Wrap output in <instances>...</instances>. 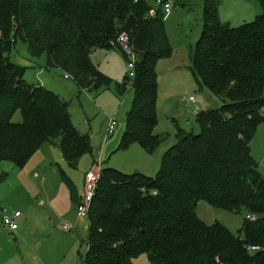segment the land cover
Masks as SVG:
<instances>
[{
  "label": "trees",
  "instance_id": "1",
  "mask_svg": "<svg viewBox=\"0 0 264 264\" xmlns=\"http://www.w3.org/2000/svg\"><path fill=\"white\" fill-rule=\"evenodd\" d=\"M257 1L262 14L256 21L233 28L220 20V0H206L203 34L190 52L192 72L201 88L226 103L198 113V135L178 131L156 177L103 169L84 264H134L142 255L151 264H264V177L250 150L264 122V0ZM153 9L147 0H0V162L23 168L45 144L60 142L67 163L77 168L92 152V138L78 133L69 104L26 83V69L9 57L15 45L27 44L33 58L47 57L49 70L69 75L80 92L94 93L114 82L92 53L119 48L123 33L137 63L121 148L139 144L153 153L161 144L154 134L157 67L172 56L165 17L162 11L152 16ZM118 87L120 94L128 89ZM19 111L23 121L15 124ZM59 171L79 206L76 184ZM201 203L245 213L239 234L206 224L198 216Z\"/></svg>",
  "mask_w": 264,
  "mask_h": 264
},
{
  "label": "rangeland",
  "instance_id": "2",
  "mask_svg": "<svg viewBox=\"0 0 264 264\" xmlns=\"http://www.w3.org/2000/svg\"><path fill=\"white\" fill-rule=\"evenodd\" d=\"M147 1L156 8L157 0ZM168 1L173 6L172 11L168 15L164 13L162 15L165 17L172 56L161 60L157 67L158 124L154 134L161 138V144L153 153L147 152L139 144L133 145L127 151L121 148L127 130V114L134 102V92L130 88L134 78L128 66L129 61L120 47L92 53L94 64L108 75L114 84L109 90L89 93L80 92L76 82L67 79L62 71L49 70L46 56L33 58L27 44L19 41L15 45L9 57L12 63L26 69L24 77L26 83L44 87L69 104L72 122L78 133L81 136L92 137V152L83 156L77 168H72L67 163L60 142L45 144L23 168L9 161L0 162V201L7 200L2 203L6 209L14 211L12 205H18L17 197L25 192L35 194L34 191H41L43 188L59 191L61 197L66 196L69 191L61 179L59 168L77 184L82 202L86 195V175L97 168L99 159L102 162V170L114 169L127 175L139 172L154 178L162 166L165 153L177 145L178 131L184 130L198 135L200 133L197 126L198 113L216 110L225 105L226 101L222 98L201 88L192 72L190 52L195 50L203 34L206 0ZM220 3L221 22L233 28L253 23L262 14V7L257 0H220ZM123 84H127L128 89L120 94L118 86ZM191 98H194L195 102H191ZM262 115L264 117V110ZM109 118H114L118 126L115 133L106 139ZM22 121V113L16 112L12 122L20 124ZM250 150L264 177V122L259 125L250 143ZM3 178L5 180L1 182ZM198 216L208 225L220 223L238 235L246 214L215 210L207 203H201ZM67 221L69 220L64 221L62 217L55 224V229L52 226L56 231L54 235L36 237L29 235L21 244L0 235V257L15 261L6 262L7 264H20V261L24 264L22 261L24 255L28 264H33L32 251L36 253L39 246L41 251L48 248L50 256L48 264H84L88 251L90 221L83 219L79 223H73L74 231L66 233L62 228L72 224ZM56 225L61 231L56 229ZM67 235L74 239H67L69 238ZM55 241L63 247H58ZM134 264L151 263L146 255H142L135 259Z\"/></svg>",
  "mask_w": 264,
  "mask_h": 264
},
{
  "label": "crops",
  "instance_id": "3",
  "mask_svg": "<svg viewBox=\"0 0 264 264\" xmlns=\"http://www.w3.org/2000/svg\"><path fill=\"white\" fill-rule=\"evenodd\" d=\"M34 192L35 194H30L28 192L27 193L25 192V194L21 195L20 197L16 196L17 199H19L18 205H12V207L15 208L14 211L12 210L11 212L8 210L9 214H13L15 212L22 213V217L17 219V223L19 225V229L17 231L13 232L3 227L0 216V235H5L11 240H15L18 244H21L24 238L29 235L32 237H36L37 235L39 236H43V235L45 236L50 234L54 235L56 231L53 230V227L57 222H59L62 219V217L64 221L69 220L67 221V223H72L71 224L72 226L73 223L76 224L79 223L80 220H83V219H79L78 216H76L78 205H76L72 201L70 192H68V194H66V196L64 197L59 196L60 194L59 191L57 192L51 191L49 190V188H43L41 191H34ZM10 199L11 196L8 197V201H10ZM6 201L7 200L0 201V205L4 206L2 203ZM57 228L58 230H60V228L57 227L56 225V229ZM73 231H74V226H73ZM66 237H69L67 239H74L73 237H70L68 235ZM55 244L58 247H63V245L57 243V241H55ZM39 249L40 248L38 246V250H36V253L32 251L33 259H34L33 264H48L50 257L48 248L42 251ZM17 261L20 260L17 259ZM22 261L24 262V264H28V261L24 255L22 257ZM6 262L15 263L13 259H3L0 257V264H7ZM20 264H22L21 261Z\"/></svg>",
  "mask_w": 264,
  "mask_h": 264
},
{
  "label": "built area",
  "instance_id": "4",
  "mask_svg": "<svg viewBox=\"0 0 264 264\" xmlns=\"http://www.w3.org/2000/svg\"><path fill=\"white\" fill-rule=\"evenodd\" d=\"M172 4L170 1H162L157 0L156 1V8H154L151 12L152 16H157L158 11H162V13L168 15L172 11ZM118 46L120 49L129 57V69L131 70V76L135 78V68L137 63V57L135 53L132 51V48L130 46V38L128 34L123 33L117 40ZM67 79H71L69 75L65 76ZM191 102H195L194 98L190 99ZM118 123L114 118H109L108 126L106 130V139L111 137L116 129H117ZM102 162L99 159L97 161V168L95 170H92L86 175V195L84 200L80 203L77 209V216L79 219H88L89 220V214L91 206L94 202L98 185L101 180L102 176ZM0 216H1V223L2 226L9 229L10 231H17L19 229V225L17 223V219L22 217L21 212H15L13 214H9L8 209L0 205ZM251 220H253V217H250ZM64 232L71 233L73 232V226L72 225H65L63 227ZM255 250H257L255 248Z\"/></svg>",
  "mask_w": 264,
  "mask_h": 264
}]
</instances>
